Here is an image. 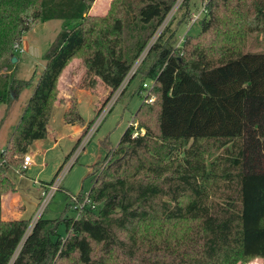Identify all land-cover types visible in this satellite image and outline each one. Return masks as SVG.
Returning a JSON list of instances; mask_svg holds the SVG:
<instances>
[{
    "label": "trees",
    "instance_id": "trees-1",
    "mask_svg": "<svg viewBox=\"0 0 264 264\" xmlns=\"http://www.w3.org/2000/svg\"><path fill=\"white\" fill-rule=\"evenodd\" d=\"M177 1L113 0L97 15L95 0H0V105L37 75L15 76L14 43L31 21H63L0 148V264H264V50L242 47L246 33L264 31V0H208L201 31L180 46L173 22L158 34ZM190 3L179 7L188 14ZM74 59L85 68L82 88L99 81L110 88L99 110L139 60L130 81L154 80L155 98H144L117 145L93 165L92 186L76 203L86 195L90 202L70 201L29 231L30 219L2 217L9 171L48 135L60 78ZM64 120L84 123L75 97ZM211 146L220 153L208 159Z\"/></svg>",
    "mask_w": 264,
    "mask_h": 264
},
{
    "label": "rangeland",
    "instance_id": "rangeland-1",
    "mask_svg": "<svg viewBox=\"0 0 264 264\" xmlns=\"http://www.w3.org/2000/svg\"><path fill=\"white\" fill-rule=\"evenodd\" d=\"M112 1L113 0H99L97 3L102 9L100 11L98 10L95 14H107ZM207 1L208 0H191L188 9L189 13L186 14V7H177L180 5L179 0L161 28L166 26L168 22H173L171 25L172 28L179 26L177 44L184 39L187 34H198L201 31V20L206 16L203 7ZM193 13L200 15V18L194 23ZM62 24L63 21L60 19L31 21L30 29L23 34L21 41L16 42H19L21 44L20 47H23L25 51L21 52L19 49L15 50L14 46L16 43H14L13 49L16 53L15 56L17 57V61L13 62L12 69L14 70L15 76L29 79L34 75V72H36L37 75L34 83L30 87H25L17 98L13 99L11 102L1 104L0 119H2V125L0 128V145L6 144L8 137L15 128L25 104L32 93L33 85L43 70V64L45 65L42 54L53 40ZM242 47L246 51L264 50V31L246 33ZM143 56L144 54L142 57ZM74 60L73 65L69 66L60 78L59 93L51 115L50 133L44 139V146L39 152L34 154V161L24 173L16 172V170L10 172V176L17 188V193L23 202V216L26 219L35 216L39 211L40 204L43 203V190L45 187L42 188L41 181H51L54 178L56 171L59 169L60 165L63 164L66 155L73 149L79 135V133L77 134L76 132L78 129L77 126L65 123L64 105L62 107H60V105H55L65 102L67 98L75 97L76 100L79 99L78 109L84 119L87 121L93 120L97 115L96 113L99 112L98 104L110 93V88L100 81L95 89H80L82 88L81 80L84 77L85 68L81 64L80 59ZM138 65L137 63L134 65L129 75H127L123 81L120 96L102 121L93 138H90L87 143L83 144L84 140H86V132H84L81 142L56 176L54 183L60 181V186L47 205L43 213L44 217H58L64 210L66 204L71 201V193H77L80 190L89 191L92 186V176L89 174V166L92 165L91 170H93V165L98 162V160L100 161V159H103L107 154V145L116 146L125 129L133 121L135 112L144 100L146 94L139 92L140 86L144 82L150 81L149 79L143 80L140 74L134 76L131 81L129 80V78L132 77L131 74ZM2 71L7 72L8 70L3 69ZM55 135L59 138L58 142H55L53 138ZM219 153V150L211 146L207 158L213 159ZM73 162L74 164L72 165ZM105 164L106 163L103 162L102 166ZM38 186L41 187L40 190H38ZM68 214L75 215L76 211L69 210ZM59 232L62 236H66L67 233L64 224H61ZM257 259L258 258H255L247 264H260L257 262ZM260 262L263 264V260Z\"/></svg>",
    "mask_w": 264,
    "mask_h": 264
},
{
    "label": "built area",
    "instance_id": "built-area-1",
    "mask_svg": "<svg viewBox=\"0 0 264 264\" xmlns=\"http://www.w3.org/2000/svg\"><path fill=\"white\" fill-rule=\"evenodd\" d=\"M183 0H180V3H182ZM179 2V0L177 1ZM176 5V4H175ZM180 5H178L177 7H179ZM174 8V7H173ZM173 10V9H172ZM171 10V11H172ZM203 11L206 13L207 9H206V4L203 7ZM171 13V12H170ZM169 13V14H170ZM169 16V15H168ZM193 23L200 18V15L197 13H193ZM168 18V17H167ZM166 18V20H167ZM165 20V22H166ZM165 22L163 23V25L165 24ZM168 24V23H167ZM162 25V26H163ZM161 26V27H162ZM165 27V26H164ZM163 27V28H164ZM163 28H160L158 31V34L163 30ZM155 39V38H154ZM153 39V40H154ZM153 40L151 41V43L153 42ZM184 41V39H182L177 46H180L182 44V42ZM21 44L18 42L15 44V50L19 49V51L23 52L25 51L23 47H20ZM140 63V60L137 62V64ZM137 68V67H136ZM136 68L134 70V72L136 71ZM134 72L131 74V76L134 74ZM129 75V74H128ZM130 76V77H131ZM130 80V78H129ZM153 83L154 80H150L149 82H144L143 83V91H141V93H146L145 94V98L148 97V94L150 93V89L153 87ZM122 86V85H121ZM121 86L117 89V91L112 95V97L107 100V102L102 106V108L99 110V112L97 113L96 117L93 119V121L91 123H89V125L87 126L86 129V133H85V139L83 144L87 143L88 140H90V138H92V136L95 134V132L97 131V129L99 128V126L101 125L102 121L105 119V117L107 116V114L109 113V111L111 110L112 106L114 105L115 101H117L118 97L121 94ZM126 86V85H125ZM154 95H151L150 97H148V101H153L154 100ZM32 162V157L30 154H25L23 157V162L22 164L18 167V169L21 170L22 173H24V171L28 168V166L31 164ZM74 163V162H73ZM72 163V164H73ZM60 186V181L55 182L54 181L50 184H48L47 186H45L44 190H43V196H44V200L43 203L40 205L39 211L37 212L35 218L31 221L30 227H29V231L32 229L34 223L37 221V219L42 216L45 208L47 207L48 203L50 202L51 198L53 197V195L55 194L56 190L59 189ZM71 201L74 202L75 204H77L76 202L78 201V195H71ZM90 202V198L88 195H86L82 201L81 204H77V206L79 207H83L85 204Z\"/></svg>",
    "mask_w": 264,
    "mask_h": 264
},
{
    "label": "crops",
    "instance_id": "crops-1",
    "mask_svg": "<svg viewBox=\"0 0 264 264\" xmlns=\"http://www.w3.org/2000/svg\"><path fill=\"white\" fill-rule=\"evenodd\" d=\"M98 2V0H95V3H94V5L92 6V8H91V10H90V13L91 14H95V13H97V11L99 10H101L102 8H100V5L97 3ZM75 61V60H74ZM74 61H72L69 65H68V67L69 66H71V65H73V63H74ZM68 67L64 70V72L68 69ZM43 68H44V64H43ZM71 82V81H70ZM80 89H83V88H80ZM140 91L139 92H141V91H143L144 89H143V87L142 86H140V89H139ZM143 94V93H142ZM70 97V96H69ZM70 99V98H69ZM69 99L67 98L66 99V101L65 102H63V103H61V104H56L55 106H58V105H60V107H62L63 105H64V107H63V109H67V107H68V105H69ZM78 99V98H77ZM79 101V99L77 100V102ZM104 101V100H103ZM103 101L102 102H100L99 104H98V110H99V108H100V106H101V104L103 103ZM1 106V105H0ZM97 114V113H96ZM50 121H51V118H50ZM50 121H49V127H48V129H49V132H48V134L50 133ZM65 121V120H64ZM91 121H93L92 119L91 120H85L84 119V123L83 124H70V123H67L66 121H65V123H67V124H70V125H73V126H77L78 127V129L76 130V132H77V134L79 133V135H78V138H77V140L79 139V137L82 135V133L84 132V131H86V129H87V126L89 125V123H91ZM0 125H2V119H0ZM130 125V124H129ZM128 125V126H129ZM100 127V126H99ZM1 128V127H0ZM99 129V128H98ZM97 129V130H98ZM54 133V132H53ZM95 135V134H94ZM93 135V136H94ZM93 136H92V138H93ZM9 138V137H8ZM53 138H54V140H55V142H58L59 141V138L58 137H56V135L55 136H53ZM44 139L45 138H42V139H37V140H35L30 146H29V149H28V152H27V154H30L31 155V157H32V162L34 161V154L35 153H37V152H39V150L44 146ZM92 140V139H91ZM8 141V140H7ZM77 142V141H76ZM7 143V142H6ZM2 144V143H1ZM5 145L6 144H2V145H0V148L1 149H3L4 147H5ZM68 155V154H67ZM66 155V156H67ZM66 158V157H65ZM100 160H102V159H100ZM99 161V160H98ZM31 162V163H32ZM74 164V163H73ZM72 164V165H73ZM92 166V165H91ZM91 166H89V168H90V172H91ZM28 168H29V166H28ZM27 168V169H28ZM26 169V170H27ZM12 170H16V172H19V173H22L21 172V170L20 169H18V167H15V168H13ZM12 170H10L9 171V177H10V179H11V182H12V184H13V189L11 190V191H9V192H6L4 195H3V198H2V217L4 218V219H14V218H25L24 216H23V209H24V205H23V202H22V200H21V198L19 197V194L17 193V188L15 187V184H14V182H13V179H12V177L10 176V172L12 171ZM57 172V171H56ZM56 174V173H55ZM55 176V175H54ZM55 178V177H54ZM53 178V179H54ZM52 179V180H53ZM52 180L51 181H41V183H42V188L43 187H45V186H47L48 184H50V183H52ZM41 189V187H39L38 186V190H40ZM77 193H79V192H77ZM77 193H71V195H73V194H77ZM54 196V195H53ZM52 199V198H51ZM49 204V203H48ZM41 205V204H40ZM39 208H40V206H39ZM45 210H46V208H45ZM45 210H44V212H45ZM43 212V213H44ZM43 215V214H42ZM67 215H70V214H67ZM36 216V215H35ZM35 216H33L32 218H30V220L32 221L34 218H35ZM72 216V215H71ZM260 261H262V260H260V258H258L257 259V262L258 263H260L261 264V262Z\"/></svg>",
    "mask_w": 264,
    "mask_h": 264
},
{
    "label": "water",
    "instance_id": "water-1",
    "mask_svg": "<svg viewBox=\"0 0 264 264\" xmlns=\"http://www.w3.org/2000/svg\"><path fill=\"white\" fill-rule=\"evenodd\" d=\"M16 61H17V57L14 56V57L12 58V62H16Z\"/></svg>",
    "mask_w": 264,
    "mask_h": 264
}]
</instances>
